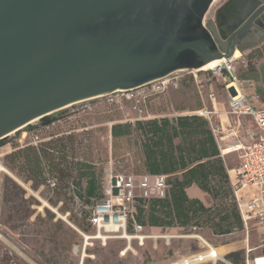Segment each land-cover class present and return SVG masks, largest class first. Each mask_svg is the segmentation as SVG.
<instances>
[{
	"label": "rangeland",
	"instance_id": "rangeland-1",
	"mask_svg": "<svg viewBox=\"0 0 264 264\" xmlns=\"http://www.w3.org/2000/svg\"><path fill=\"white\" fill-rule=\"evenodd\" d=\"M224 1L217 0L210 7L206 22L215 23L216 10ZM238 56L237 67L242 76H247L252 66L257 69L264 59V53L260 50L254 53L238 52ZM224 82L222 77H214L211 70H175L151 83L67 106L57 111L60 112L58 120L51 125H42L38 119L30 124L34 129L26 130L23 127L10 134L7 143L0 147V165L8 170L0 173V264H172L208 251L200 237L212 246H225L230 252L244 250L247 244L259 245L262 242L259 237L263 233L254 222L248 230L244 228L230 234L216 235L211 228L212 223L206 218H200L198 223L190 222L186 227L143 226L142 233L138 234L148 236L143 244L129 231L127 234L131 238L104 232L98 237L97 229L91 226L88 231L76 226L77 230L53 210L55 208L68 219L69 212L60 211V207H65L80 220L84 215L82 212L90 210L79 198L72 199L76 191L72 179H61L43 162L46 180L43 184L38 183L28 179V172L12 168L7 159L8 154L20 148H40L42 144L54 141L59 149V152L55 150V154L64 157L67 162L92 165L103 191L111 176L135 173L132 155H112L113 124H134L139 119L193 114L202 107L214 109L215 106L222 111V118L225 119L228 97ZM211 92L216 95L215 101L209 96ZM214 118L219 124V117L216 115ZM230 120L234 126L236 118L230 117ZM245 123L248 124L246 120ZM239 162V152L225 155L227 172ZM58 195L61 200H57ZM228 200L225 196L214 200L209 197L205 202L212 207L211 213L216 216L218 213L224 214L222 204L227 207L231 204ZM44 201L47 205H44ZM196 224L198 228L194 229ZM257 253L259 250L253 255ZM190 264L212 263L206 260Z\"/></svg>",
	"mask_w": 264,
	"mask_h": 264
},
{
	"label": "water",
	"instance_id": "water-1",
	"mask_svg": "<svg viewBox=\"0 0 264 264\" xmlns=\"http://www.w3.org/2000/svg\"><path fill=\"white\" fill-rule=\"evenodd\" d=\"M137 1L0 0V139L77 102L234 55L232 44L198 65L180 64L198 41L163 43L156 31L137 27ZM238 7L246 12L235 28L264 21V0ZM257 71L264 88V60Z\"/></svg>",
	"mask_w": 264,
	"mask_h": 264
},
{
	"label": "trees",
	"instance_id": "trees-1",
	"mask_svg": "<svg viewBox=\"0 0 264 264\" xmlns=\"http://www.w3.org/2000/svg\"><path fill=\"white\" fill-rule=\"evenodd\" d=\"M252 69L255 67L252 66ZM59 113L55 112L41 118L40 123L51 125L58 120ZM24 129L32 130L34 126L29 124ZM7 141V137L0 139V147ZM57 149L55 142L49 141L40 148L27 146L15 150L7 155V159L12 168L28 172V179L38 183L43 184L46 180L43 162H46L51 172L58 174L61 179H72L76 189L72 199L79 198L90 207V210L82 212L84 215L81 220L65 207H60V211L69 212L68 220L81 230L88 231L89 226L93 227L89 221L92 209L98 200L104 198V190L102 191L99 178L91 164L67 162L64 157L55 154V150L59 152ZM126 153L135 159L134 174L170 175L167 179L170 187L165 198L137 201L135 218L140 225H187L190 222L198 223L200 218H206L212 223L211 228L216 235L244 230V222L233 198L224 161L209 124L203 117L194 113L179 114L175 117L139 119L134 124H113L112 155L117 157ZM178 172H181V176H171ZM194 184L207 192L213 200L222 196L229 199L230 205L225 207L222 204L225 208L221 207L225 211L224 214L218 213L213 216L212 207L205 206L197 198L190 199L186 194V188ZM57 200H61V196L58 195ZM165 218L170 219L164 220ZM128 231L133 232L131 224ZM244 256V250L226 254V258L235 264H241Z\"/></svg>",
	"mask_w": 264,
	"mask_h": 264
},
{
	"label": "built area",
	"instance_id": "built-area-1",
	"mask_svg": "<svg viewBox=\"0 0 264 264\" xmlns=\"http://www.w3.org/2000/svg\"><path fill=\"white\" fill-rule=\"evenodd\" d=\"M223 59L222 64L209 70L214 77H222L225 81L224 87L228 97V110L224 111L226 120H223L222 111L220 112L218 109L204 107L199 109L196 114L208 120L218 138L220 147L225 141H228L226 148L239 152L240 163L230 175L235 201L245 229L248 230L250 224L254 222L257 229L263 233L259 237L262 241L259 245L250 246L247 244L245 246L244 261L241 264H264V104L255 106L252 102L260 100L258 89L262 87L264 92V88L259 79L240 74L237 67L239 58H234L232 55L230 58ZM209 96L212 101H215L214 92H211ZM216 115L219 117V124H216L214 118ZM244 116L251 117L256 126V130L245 129L246 136L252 140L249 144H244L238 138V130ZM230 117L236 118L234 126ZM221 153L223 154V152ZM167 179L164 174L149 173H120L111 176L104 189V198L98 200L92 209L89 219L91 225L98 232L123 236L128 233L131 224L134 236L143 244L145 236L138 234L142 233L144 227L136 221V203L140 199L148 201L153 198H165L170 187ZM200 239L207 245L208 251H211L213 246L204 238L200 237ZM258 250L259 253L253 255ZM206 260L212 264L223 262V264H235L227 258L225 259L220 253L216 254L214 258L202 261Z\"/></svg>",
	"mask_w": 264,
	"mask_h": 264
},
{
	"label": "flooded vegetation",
	"instance_id": "flooded-vegetation-1",
	"mask_svg": "<svg viewBox=\"0 0 264 264\" xmlns=\"http://www.w3.org/2000/svg\"><path fill=\"white\" fill-rule=\"evenodd\" d=\"M216 1L138 0L134 6L133 17L137 27L146 25L152 32L156 31L154 36H159L163 43L172 39L198 41L197 49L192 50L193 53L186 58H181L180 64L198 65L204 60L206 54L217 49L225 50L232 44L237 52L254 53L260 50L264 53L263 20L260 21V25L253 23L244 30H240L244 25L234 27L241 20L240 16L246 12L241 7L234 10L235 6H240V3L248 0H225L216 10L215 23L206 22V14ZM231 28L234 29L232 33ZM201 41L206 46V52ZM253 71L257 72V69Z\"/></svg>",
	"mask_w": 264,
	"mask_h": 264
},
{
	"label": "crops",
	"instance_id": "crops-1",
	"mask_svg": "<svg viewBox=\"0 0 264 264\" xmlns=\"http://www.w3.org/2000/svg\"><path fill=\"white\" fill-rule=\"evenodd\" d=\"M238 53V52H237ZM256 72V71H255ZM254 71H253V69H252V71H250L249 73H248V75L247 76H249V77H253V78H256V79H259V74H257L258 73V71L255 73ZM258 92H259V94H260V100L259 101H257V100H253L252 102H253V104L255 105V106H261V105H263L264 104V92H263V89H262V87H260L259 89H258ZM202 108H204V107H202ZM201 109V108H200ZM214 109H217V106H215V108ZM198 111V110H197ZM196 111V112H197ZM196 112L194 113V114H196ZM200 116V115H199ZM201 117H203V116H201ZM205 120H207L205 117H203ZM224 121L226 120V119H223ZM245 120L247 121V123L248 124H246L245 123ZM207 122H208V120H207ZM233 123H235V120L233 121ZM208 124H209V128H210V130H211V132H212V136H213V138H214V140H215V142H216V145H217V147H218V149L220 150V156H221V158L223 159V161H224V158H225V155L226 154H228V153H225L224 154V150L225 149H227L226 148V143L228 142V141H225L224 143H223V146H221L220 147V145H219V141H218V138H217V136L214 134V132H213V130H212V127H211V125H210V123L208 122ZM246 128H251V129H254V130H256V126H255V123H254V121H253V119L251 118V117H249V116H244V117H242V122H241V126L239 127V130H238V138L244 143V144H249L252 140L250 139V138H248L247 136H246V134H245V129ZM177 142V141H176ZM221 152H223V154L221 153ZM231 152H235V151H231ZM238 152V151H237ZM240 163V162H239ZM225 165V164H224ZM239 165V164H238ZM237 165V166H238ZM226 168V167H225ZM235 167H233L232 169H228V175H229V178H230V175H232L233 174V172H232V170L234 169ZM161 174H164V173H161ZM164 175H166L167 176V178L170 176L169 174H164ZM175 175H179V176H181V172H178V173H176V174H171V176H175ZM230 182H231V179H230ZM232 187V186H231ZM232 192H233V189H232ZM186 194H187V196L190 198V199H193V198H197V199H199L200 201H202L204 204H205V206H207V207H209L208 206V204H206V202L205 201H207L208 199H209V197H211L207 192H205V191H203L202 189H200L197 185H192V186H190V187H188V188H186ZM212 198V197H211ZM168 219H170V218H165L164 220H168ZM177 226H181V227H186V226H188V224L187 225H177ZM162 227H171V228H174L173 226H167V225H163V226H151V228H162ZM193 228L195 229V228H198V226H193ZM146 237H148V236H146L145 235V238ZM213 247H215V246H213ZM225 250H223V252H220L219 251V253L220 254H222V255H225L226 256V254H228L230 251L229 250H227L226 248H225V246H222ZM216 249H219L220 247H215ZM225 251V252H224Z\"/></svg>",
	"mask_w": 264,
	"mask_h": 264
},
{
	"label": "bare ground",
	"instance_id": "bare-ground-1",
	"mask_svg": "<svg viewBox=\"0 0 264 264\" xmlns=\"http://www.w3.org/2000/svg\"><path fill=\"white\" fill-rule=\"evenodd\" d=\"M234 58H239L238 53H237V50H236L235 53H234ZM223 62H224V59H223V58H222V59H214V60L210 61L209 63L205 64V65H204L203 67H201L200 69H203V70H209V69H212V68H214V67H216V66L222 64ZM231 151H232L231 149L227 148V149L224 150V154H225V153H231ZM2 171H4V172H8V170H7L5 167H3L2 165H0V173H1ZM43 203H44V205H47L46 201H44ZM53 210L56 211L55 208H53ZM59 213H60V212H59ZM64 216H65V215H64ZM59 218H60V217H59ZM98 233H99L98 237H101V236H102V235H101L102 232H98ZM0 235H1V234H0ZM1 237H2V235H1ZM123 237L131 238V236H129L128 234H124ZM87 239H89V237H87ZM223 250H225L223 247H220L219 249H216V248L212 247L211 251H207V252H205V253L198 254V255H196V256H193V257H191V258H189V259H184V260H182V261L179 260L180 262H174V263H172V264H190V263H192V262H194V261H202V260H205V259H207V258H214V257L216 256V254H219V251H220V252H223ZM209 252H210V253H209ZM224 252H225V251H224ZM168 264H169V263H168Z\"/></svg>",
	"mask_w": 264,
	"mask_h": 264
}]
</instances>
